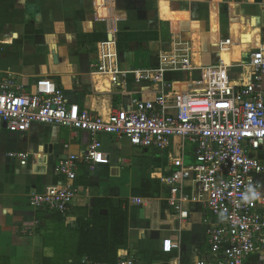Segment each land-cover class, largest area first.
Wrapping results in <instances>:
<instances>
[{
  "label": "crops",
  "instance_id": "obj_1",
  "mask_svg": "<svg viewBox=\"0 0 264 264\" xmlns=\"http://www.w3.org/2000/svg\"><path fill=\"white\" fill-rule=\"evenodd\" d=\"M174 38L190 41L196 66L190 72H166L175 90L200 89V66L228 64L233 80L246 79L241 65L264 40V0H0V71L29 88L48 77L68 103L103 117L126 107L132 96L153 98L157 86L137 82L130 73L121 85L91 73L96 44L114 41L119 68L130 70L153 66ZM226 39L229 43L220 45ZM99 139L109 162L93 171L78 164L72 182L77 195L64 212V233L79 232L83 219L96 218L100 209L107 214L110 206H121L127 213V245L117 251L118 257L132 255L137 264L215 263L208 244V211L187 205L188 217L180 220L166 203L162 179L171 167L169 151L140 148L113 134ZM90 140L85 131L58 125L33 123L20 132L0 124V264L116 262L91 259L80 238L54 254L37 227L55 211L36 210L29 203L32 193L62 182L54 171L57 161L80 156ZM8 152H24L27 158L21 163ZM255 155L264 162V150ZM185 162L192 158L186 156ZM152 231L158 238L150 237ZM164 239L179 249L163 253ZM245 264H264V255H251Z\"/></svg>",
  "mask_w": 264,
  "mask_h": 264
},
{
  "label": "built area",
  "instance_id": "obj_2",
  "mask_svg": "<svg viewBox=\"0 0 264 264\" xmlns=\"http://www.w3.org/2000/svg\"><path fill=\"white\" fill-rule=\"evenodd\" d=\"M229 43L224 40L220 45ZM190 41L174 38L153 66L121 70L114 41L96 44L91 73L106 77L113 85L135 81L157 86L151 99L132 96L126 107L111 110L107 117L68 103L62 90L48 77L32 88L0 71V124L12 131H26L33 123L82 130L90 143L80 156L70 154L54 167L63 178L59 185L32 193L36 209L65 212L77 189L72 184L79 163L93 171L107 164L100 134L126 137L140 148L169 151L171 167L162 181L166 203L180 220L188 217L187 205L199 204L209 215L208 244L215 263L199 259L196 264H245L251 256L264 255V162L255 152L264 150V40L244 65L246 79L233 80L228 64L198 67L200 89L175 90L165 78L168 71L190 72L196 68ZM174 149V150H173ZM174 153H173V152ZM24 163L27 154L8 152ZM190 156L192 162H185ZM256 196L252 197V192ZM248 194L249 201L243 199ZM179 249L170 239L162 241L163 253ZM114 264H137L132 255H120Z\"/></svg>",
  "mask_w": 264,
  "mask_h": 264
},
{
  "label": "trees",
  "instance_id": "obj_3",
  "mask_svg": "<svg viewBox=\"0 0 264 264\" xmlns=\"http://www.w3.org/2000/svg\"><path fill=\"white\" fill-rule=\"evenodd\" d=\"M48 219L44 226L37 227V232L43 238L45 247L50 248L54 254L64 252V244L67 241L70 242L71 239L76 241L79 238V242L84 244V254L89 257L92 254L91 259L101 262H114L118 257L117 251L126 248L127 213L121 206H110L107 214H97L96 218L83 219L81 229L76 233H64V212H53ZM52 223L54 224L52 230H47L46 227ZM52 259L54 261V257Z\"/></svg>",
  "mask_w": 264,
  "mask_h": 264
},
{
  "label": "water",
  "instance_id": "obj_4",
  "mask_svg": "<svg viewBox=\"0 0 264 264\" xmlns=\"http://www.w3.org/2000/svg\"><path fill=\"white\" fill-rule=\"evenodd\" d=\"M3 125L5 126V122H3ZM89 212L91 213L92 210L90 209ZM99 212H100L101 214H103V213L105 214V213H106V210H105V209H100ZM150 237H151V238H158V233H157L156 231H152V232L150 233Z\"/></svg>",
  "mask_w": 264,
  "mask_h": 264
},
{
  "label": "clouds",
  "instance_id": "obj_5",
  "mask_svg": "<svg viewBox=\"0 0 264 264\" xmlns=\"http://www.w3.org/2000/svg\"><path fill=\"white\" fill-rule=\"evenodd\" d=\"M249 192H252L251 188L249 189ZM254 196H256V193L252 192V197H254ZM250 198H251V197H250L248 194H245L244 197H243V199H244L245 201H249Z\"/></svg>",
  "mask_w": 264,
  "mask_h": 264
},
{
  "label": "rangeland",
  "instance_id": "obj_6",
  "mask_svg": "<svg viewBox=\"0 0 264 264\" xmlns=\"http://www.w3.org/2000/svg\"><path fill=\"white\" fill-rule=\"evenodd\" d=\"M148 154L150 155V154H151V152H148Z\"/></svg>",
  "mask_w": 264,
  "mask_h": 264
}]
</instances>
